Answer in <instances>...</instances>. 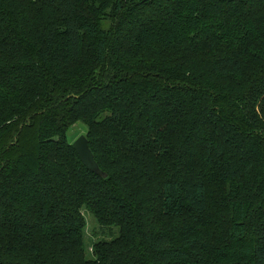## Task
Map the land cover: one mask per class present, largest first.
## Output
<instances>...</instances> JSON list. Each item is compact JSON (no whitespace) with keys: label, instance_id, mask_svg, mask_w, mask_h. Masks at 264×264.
I'll return each instance as SVG.
<instances>
[{"label":"trees","instance_id":"obj_1","mask_svg":"<svg viewBox=\"0 0 264 264\" xmlns=\"http://www.w3.org/2000/svg\"><path fill=\"white\" fill-rule=\"evenodd\" d=\"M262 114L264 0H0V264H264Z\"/></svg>","mask_w":264,"mask_h":264},{"label":"rangeland","instance_id":"obj_2","mask_svg":"<svg viewBox=\"0 0 264 264\" xmlns=\"http://www.w3.org/2000/svg\"><path fill=\"white\" fill-rule=\"evenodd\" d=\"M103 20L105 22L106 25H108L110 23V21L112 20L111 16L108 15H103ZM226 84H230L229 87L231 88L234 87L237 90H240V87L238 85H232V82H228L226 81ZM257 111H259V109H257ZM263 115V114H262ZM264 116V115H263ZM262 117V116H261ZM87 127L84 123L82 122H77L75 123L70 130L68 131V139L69 141H71L72 143L81 135L85 134L87 135ZM254 191L256 190H251V194L253 195ZM217 195L215 194V197ZM84 215L86 218V226H85V236H86V244L89 245L91 243V241L93 240V242L95 240H100V239H110L113 236L118 235V231L119 228L118 227H108V226H103L101 224H99L94 215L90 212V211H85L84 210Z\"/></svg>","mask_w":264,"mask_h":264},{"label":"water","instance_id":"obj_3","mask_svg":"<svg viewBox=\"0 0 264 264\" xmlns=\"http://www.w3.org/2000/svg\"><path fill=\"white\" fill-rule=\"evenodd\" d=\"M73 146L78 153L83 164L92 172L100 175L103 178L108 176V173L103 171L95 159L94 153L90 147L87 135L79 136L74 142Z\"/></svg>","mask_w":264,"mask_h":264}]
</instances>
